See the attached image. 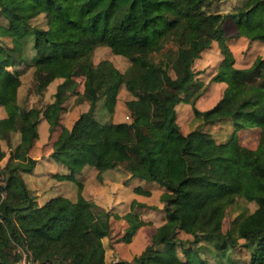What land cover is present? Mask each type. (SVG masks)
Listing matches in <instances>:
<instances>
[{"label":"trees","instance_id":"trees-1","mask_svg":"<svg viewBox=\"0 0 264 264\" xmlns=\"http://www.w3.org/2000/svg\"><path fill=\"white\" fill-rule=\"evenodd\" d=\"M212 2L0 0V36L9 40L0 42V104L6 110L0 118V139L10 144L11 133L19 132L16 153L10 151L0 164V264H17L21 258L18 245L37 262L107 264L102 237L130 241L140 225L153 224L142 215L148 206L161 212L150 241L131 258L109 264H264V55H256L248 65H235L223 25L228 16H239L235 36L264 40V0L227 11L218 20L209 8ZM41 13L47 27L32 23ZM51 15L63 22L62 32L55 37L47 35ZM157 17L170 25L171 45L164 42L161 28L155 24ZM38 32L46 40L47 51L39 43ZM213 39L220 58L209 81L225 82V89H233L235 98L226 103L220 99L206 108H198L191 99L200 122L183 132L176 120V104L189 100L194 81L185 83L182 71L174 74L169 69L184 46H193L197 54ZM103 44L125 56L128 64L120 69L109 57L93 61L94 47ZM80 61H87L90 105L71 127L60 125L50 152L66 169L53 175L73 180L76 197L55 194L38 204L20 174L33 169L35 158L30 157L26 164L23 159L38 137L40 114L49 130L60 124L64 101L69 91H76L75 67ZM19 65L33 66L39 92L53 78L62 77L52 101L44 107L21 106L12 99L19 80L13 66ZM149 67L160 74V83L139 89V76ZM122 85L132 92L131 98L147 103V122L93 117L99 99L105 110L113 111ZM16 109H20V119L12 117ZM86 116L92 120L77 137L74 130ZM223 123L232 124V131L215 142L209 126ZM165 127L180 135L177 150L166 136L154 135L155 129ZM243 128L258 129L254 146L240 141L238 130ZM211 142L217 152L204 155L201 149ZM152 154H168L185 171L177 179L150 171L148 178L162 187L161 206L132 198L129 209L120 214L95 202L92 192L103 184L106 170L121 168L131 171V176L143 177L134 171ZM4 155L0 142V159ZM134 189L150 193L149 189ZM248 202L253 204L251 208L245 205ZM233 206L239 211L224 227L227 209ZM115 221H119L117 228ZM239 250L245 256L232 255Z\"/></svg>","mask_w":264,"mask_h":264},{"label":"rangeland","instance_id":"rangeland-1","mask_svg":"<svg viewBox=\"0 0 264 264\" xmlns=\"http://www.w3.org/2000/svg\"><path fill=\"white\" fill-rule=\"evenodd\" d=\"M253 1L254 0H213L209 8L212 10V12H216V15H214L213 17L218 20L227 11L233 12L237 8H244ZM238 22L239 16H228L223 21V25L226 35H229L227 43L234 54L235 65L245 66L250 64L256 55H264V40L248 39L245 36H235L234 33L237 30L236 26ZM32 23L37 26L47 27L46 19L44 18V15L42 13L34 17L32 19ZM155 24L161 28L164 42L167 45H171L173 42L169 33L170 25L163 21V19H161L160 17H157L155 19ZM48 30L49 31L47 35L49 37L58 36L63 30V22L55 15H51ZM37 35L38 38L41 39L39 40V43H41V45L43 46L42 48L47 51L49 48L46 45V40H44L39 32L37 33ZM3 37L6 39L4 40ZM0 42L9 43L8 37L0 36ZM27 52L30 53V49H28ZM91 56L93 61H97L102 57H109L118 67H120V69H123L128 64V59L125 56L113 53L111 49L104 44L95 46ZM219 58L220 52L218 43L216 39H213L210 46L201 49L197 54H194L193 46H184L182 48V53L178 55L172 62V65L169 69L170 72L176 74V72L182 71V73L184 74L183 81L185 83L194 81L193 85L190 86L189 100L179 101L176 104V117L181 131L185 132L193 128L197 125V123L200 122V118L197 117L193 111L191 99H194V104L198 108L209 107V105H212L220 99H222L223 103L231 102L234 100L235 91L230 88L225 89V82L222 81L223 84L221 86H214L212 82L209 81V77L213 70V67ZM86 66L87 61H80L75 67L76 73L74 77L77 81L75 86L76 91H69L68 96L64 101L65 108L60 114V124L57 125L52 131L47 127L44 135L41 138H39L38 136L34 140V143L27 152V156L25 157V159H23V162L26 164L29 162L30 157L40 156L35 160L33 171H21L20 173L21 178L25 182V184L32 188L35 187V190L38 191V193L36 194L34 189H30L38 204L42 203L45 199H47V197L51 196L52 194L61 193L64 190L65 192H70V195H72L73 191L74 195H76V184L73 180L63 179L57 184H53V181H55L56 178L51 179L49 176L48 179H46L45 176L48 174L47 171H56L60 168L59 162L52 156L45 155V153H49V151L52 150V141L56 138L60 130V125L66 124L65 126L68 125V127H71L73 121L79 116V113L82 111H86L90 105L88 79L85 77ZM13 69H15L18 72V75L20 74L22 77V79L19 78L17 84L13 89L14 99L15 101L17 100L19 105L21 106H38L40 108L44 107V105L49 102V93L47 91L48 84L51 81H53L52 85L53 83H55L53 90L54 93L57 82L62 79V77L53 78L46 85V87L41 92H39L35 87L33 66L19 65L13 66ZM145 70V73L139 76L138 88L151 89L159 85L161 80L160 74L152 70L151 67L146 68ZM196 79H198V82L196 81ZM53 93L51 94L52 99ZM132 96V92L125 85H122L118 91L113 111L109 113L107 110H105L104 106L102 105L103 99H99L97 101V107L95 109V112L93 113V117L107 120H133L138 122H147L150 113V109L147 103L144 100L131 98ZM19 110L20 109H16V111H14V113L12 114V117L20 119L22 116L19 113ZM40 116H42V114H40ZM91 120L92 118L87 116L80 118L78 126L74 130V135L80 137ZM209 129L212 132L214 141L218 142L225 139L232 131V124H213L209 126ZM153 133L155 136H160L163 133H165L166 135L168 134L169 139H171V141L173 142L175 150L178 149H176V147L179 143V140L182 141L180 135L169 127H165L163 129H155ZM238 134L242 143L248 146H254L258 138V129L243 128L238 130ZM18 139V131H13L11 133L10 144L7 143L4 138L0 139L1 146L5 150V155L2 159H0V164L5 162L10 151L14 149L13 151L16 153V144L18 143ZM215 142L204 145L201 149V152L204 155L216 153L217 146ZM160 155L161 157H163V155L165 156L164 158H162L161 162V165L164 163L163 167L166 165L168 166L170 163L172 164L168 154ZM18 157L22 158L20 155ZM172 167L174 169L172 173L174 176H178L180 174V176L175 177V179L180 178L185 174L182 165L173 163ZM178 168H180L181 171L177 172ZM149 169L151 168L148 166V170ZM110 172L111 175H113V178H115L113 179V183L105 188L104 192H101L100 198H96L97 200H94L96 203L98 202V204H102L103 207H111L112 210H116L121 214L124 213V211H127V209L129 208V201L133 192L126 185H123L121 183L117 184V182L120 181V176H122L120 170L114 169ZM0 177H2V174H0ZM152 183L153 194L149 197H145L144 201L154 205H160V203H162L159 198L161 186L154 179ZM66 188L68 189L66 190ZM127 193L130 195V197H127ZM245 205H247L249 208L253 206L251 202L245 203ZM238 211V206L229 207L227 209L226 215L223 220L224 227L228 226L230 218L233 217ZM142 215L145 217L149 215L154 219L159 220L161 212H143ZM118 222L119 221L114 222L115 228L119 227ZM150 229L151 231L154 230V226H140L134 233L133 238L130 242L120 240L113 243L114 241L109 236L103 237V242L105 244V261L107 262V264H109L110 261L114 260L115 257V259L123 258L124 256H129V253L137 252L141 248H143L145 244L150 241ZM18 249L21 252V258L17 261V264H21L23 259L27 260V258H29V252L22 245H18ZM181 254L184 255L183 250ZM232 255L235 257H242L245 256V253H241L240 250L232 251ZM162 264L178 263L164 262Z\"/></svg>","mask_w":264,"mask_h":264},{"label":"crops","instance_id":"crops-1","mask_svg":"<svg viewBox=\"0 0 264 264\" xmlns=\"http://www.w3.org/2000/svg\"><path fill=\"white\" fill-rule=\"evenodd\" d=\"M19 78L22 79V77H21L20 74H19ZM52 82L53 81H51L48 84V89H47V91L49 93V99H48L49 102L52 100L51 94L53 93L54 85H55V83H53V85H52ZM212 84L214 86H221L223 84V82L222 81H214V82H212ZM11 97H12L13 100H15L14 99V92H12ZM209 106H211V105H209ZM5 114H6L5 113V109L3 108L2 105H0V118L3 117V116H5ZM176 115H177V113H176ZM148 120H149V117H148ZM176 120H177V117H176ZM177 122H178V120H177ZM47 127H48L47 120L43 116H40L39 117L38 124H37V130H38V136H39V138H41L44 135L45 130L47 129ZM42 128H43L44 131L42 130ZM162 135L167 137L170 146L174 149L173 142L171 141V139H169V135L168 134L166 135L165 133H163ZM181 142L182 141L179 140V143L177 144L176 149L180 147ZM50 152H51V150L49 151V153H45V155H49L50 156ZM159 155L160 154H152L149 157H145L140 162V164L136 167V169H135L134 172L135 173H138V174H141L143 177L131 176V173H132L131 171L124 170V169H121V168H118V169L117 168H110V169L106 170L104 172V174H103V184L100 187H98L95 190H93V192H92V198L95 199V200H97L98 198H100L101 197V192H104V189L107 188L111 183H113V179H115V178H113V175H111V172L110 171L116 169V170H120L121 173H122V176H120V178H119L120 181L117 182V184L121 183L123 185H126L133 192L132 195H131L130 201H131L132 198H136L139 201L144 202L146 205H154V204L147 203V202L144 201V198L145 197H149V196H151L153 194V183H152L153 182V179H149L148 178V175H149L150 171H153V172H155L157 174L167 175V176L172 177V178H175V177H179L180 176V174L178 176H174L172 174L173 171H174V169L172 167L173 166V163L172 164L170 163L168 166L166 165V166L163 167L164 163L161 165V162H162V158H164L165 156L163 155V157H161V155L160 156ZM39 157H35L34 156L33 158H35V160H36ZM148 166L151 169L148 170ZM59 168L60 169H58L56 171H47L48 174L45 176L46 179H48L49 176H50L51 179H55L56 177L53 175L54 172H64L66 170L65 167L63 165H61L60 163H59ZM162 168H165V169H162ZM31 171H33V169ZM31 171H29V172H31ZM179 171H181L180 168H178V171L177 172H179ZM61 180H63V179L58 180V178H56L55 181H53V184H57ZM135 186L140 187L142 189H149L150 190V193L149 194H145L142 191H137V190L134 189ZM28 187H29V189H34L35 190V187L34 188H32L30 186H28ZM67 187H70V186H67ZM67 189L68 188H66V190ZM161 190H162V187H161ZM35 193L37 194L38 191L35 190ZM57 194H63V195L69 196L72 199H74L76 197V195H74V192L73 191H72V195H70V192H67V191L65 192V190L63 192L57 193ZM52 195H55V194H52ZM126 195H127V197H130V195L128 193ZM130 201H129V207H130ZM127 202H128V199H127ZM127 206H128V203H127ZM159 206H161V203H160V205H156V207H159ZM105 208H110L111 209V207H105ZM114 211H116V210H114ZM153 211H158V210L156 208H153V207L148 206L147 208L144 209L143 212H153ZM146 218L152 219L153 224H142V225H152V226H154V230H155V224L159 222L160 218H159V220H156V219H154L153 217H151L149 215ZM142 225H140V226H142ZM154 230L151 231V229H150V231H151V232L149 231L150 232V238H151V234L154 232ZM132 238H133V236H132ZM132 238H131V240H132ZM130 241H128V242H130ZM102 242H103V237H102ZM115 242H117V241H114L113 243H115ZM113 243H112V245H113ZM103 245L105 247L104 242H103ZM140 250L137 251V252H134V253H129V256H124L123 258H128L129 259V258L132 257L133 254L140 252Z\"/></svg>","mask_w":264,"mask_h":264},{"label":"built area","instance_id":"built-area-1","mask_svg":"<svg viewBox=\"0 0 264 264\" xmlns=\"http://www.w3.org/2000/svg\"><path fill=\"white\" fill-rule=\"evenodd\" d=\"M21 264H48L47 262H37L31 256L29 258L23 259Z\"/></svg>","mask_w":264,"mask_h":264}]
</instances>
